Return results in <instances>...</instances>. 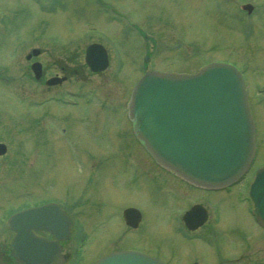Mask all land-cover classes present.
Returning <instances> with one entry per match:
<instances>
[{
    "label": "rangeland",
    "instance_id": "obj_1",
    "mask_svg": "<svg viewBox=\"0 0 264 264\" xmlns=\"http://www.w3.org/2000/svg\"><path fill=\"white\" fill-rule=\"evenodd\" d=\"M244 2L254 6L251 14L239 8ZM59 38L78 62L86 44L100 39L123 85L108 68L62 85L79 91V101L92 96L91 103L63 106L51 100L60 91H46L43 79L34 80L25 55L32 47L59 48ZM147 58L149 68L189 73L211 61L230 62L243 72L248 87L256 157L230 191L207 194V201L218 205L221 222L200 232L195 243L177 236L175 202L158 191L154 165L121 118L100 109L94 98L99 93L123 105ZM0 141L7 147L0 156L1 264H15L6 217L46 199L80 215L86 262L108 247L127 244L169 264H188L192 258L201 264H247V256L264 264V228L251 215L247 188L254 169L264 165V0H0ZM139 167L147 180L135 184L131 176ZM114 195L117 201H109ZM128 202L143 210L141 228L131 230L129 239L120 234L107 240L120 226L117 208ZM100 219L104 222L97 223ZM75 236L72 229L66 249L74 246Z\"/></svg>",
    "mask_w": 264,
    "mask_h": 264
},
{
    "label": "water",
    "instance_id": "obj_2",
    "mask_svg": "<svg viewBox=\"0 0 264 264\" xmlns=\"http://www.w3.org/2000/svg\"><path fill=\"white\" fill-rule=\"evenodd\" d=\"M241 8L251 12L253 6L244 3ZM37 53L38 49L32 50V54ZM106 59L100 44L86 47L85 60L91 69L104 68ZM31 69L35 78L41 76L40 62H33ZM129 118L155 161L195 185L215 188L236 181L254 154V122L245 83L229 63L210 62L194 73L146 71L132 90ZM5 150V144L0 143V154ZM249 194L256 219L264 226V165L256 170ZM192 211L187 212L185 220L195 227L204 220V212L192 222ZM131 213L136 223L139 214L133 208L124 211L126 218ZM7 224L15 231L10 254L17 264L63 261L57 239L66 235L68 217L55 203L17 211ZM35 228L51 231L55 239L35 235ZM1 256L0 250V260ZM95 264L164 263L139 252L114 251Z\"/></svg>",
    "mask_w": 264,
    "mask_h": 264
},
{
    "label": "flooded vegetation",
    "instance_id": "obj_3",
    "mask_svg": "<svg viewBox=\"0 0 264 264\" xmlns=\"http://www.w3.org/2000/svg\"><path fill=\"white\" fill-rule=\"evenodd\" d=\"M59 39H60V42H59V44L56 45V47H59V48H52L51 46L50 47L52 48L53 51L59 49V51L61 53L55 54L48 45L47 47L40 49L39 54L35 57H32L31 60H29V61H34V60H40L41 61L42 75H43L42 79H43V82L45 84L44 86H45L46 91H54L55 94L60 91L61 94H62V92H64L65 94L70 93L73 96L79 97V96H81L79 94V91H74V90H71L67 87L62 88V85L66 84V83L68 84L71 82L84 81V79L82 78L84 73H86L89 76H91V75L97 76V75L104 73L108 68L111 69L110 73H111V75H113V79L116 81V83L119 82L120 85H123L121 83L120 72L118 70H115V67L113 68V59L114 58H113V55H112L109 48L107 49L105 47L106 52H107V58H108V66L102 71L92 72L91 70H89L87 68V65L84 63L83 60L78 62L75 59V55L67 54L66 50H63V48H61V46L63 45V41H61V38H59ZM98 41H100V40H98ZM40 56H43V60L40 59ZM46 80H49V83L46 84L45 83ZM60 93H58V94H60ZM129 93H130V86L128 88V93H127L128 96H129ZM88 95H90V94H88ZM94 98L97 100V104H98L100 109L106 110L110 114L113 113V114H111V117L115 118L116 116H118L121 118V120L125 124V129L128 130L129 134H131L132 140L137 144V146L139 148H141V152L148 157L147 153L144 151V149L137 142V140H136V138L132 132L130 122L126 117L125 103H123V105H122L121 103L116 102V101L107 102V101H105V97L99 93H95ZM87 103L89 104L91 102H87ZM77 104H76V106H77ZM95 116L98 117L97 115H95ZM102 128L103 127L100 128V133L103 134L104 137H106V134H105L106 131H102ZM122 130H124V128ZM148 159H149V157H148ZM149 161H151V160L149 159ZM129 162L131 163V159H129ZM153 164H154L153 172L157 178L156 179L157 180L156 185H158V191H162L163 193L167 194L168 195L167 198L169 201L175 202V207H174V211L176 214L175 217L178 218V220H176V229H175L177 236L179 234L182 239H184V240L188 239L190 243H195V239L196 240L199 239V233L200 232L215 230L214 227L216 225L218 226L219 223L221 222V215H220L219 210H218L219 209L218 205L216 203H212L210 201H207L206 196L208 193L210 194L212 190H208V189H205L202 187H196V186L184 181L183 179L175 176L174 174H172L168 170L164 169L163 167L156 165L154 162H153ZM139 168L140 169L137 170L138 174L135 176L134 175L131 176V179L136 181L135 184L145 183L147 180V176L145 175L144 168L143 167H139ZM117 181H119V180H116V182ZM136 191L139 192L140 190L136 189ZM115 195L113 196V198H110L109 201H117L116 200L117 197ZM127 201H129V199ZM180 202H183L184 204H182V206H180V204H179ZM196 204L199 206L198 208H200L201 210L195 211L193 214H191L189 216V220L191 219L192 222H195L196 220H198L201 216L202 210L206 211V218H205V221L202 224H200L197 228L190 229L187 227L186 223L184 222L183 216L188 209H190L192 206H194ZM124 205L125 206H123V207L117 208L118 214H116V218L120 224L119 228H117L118 232L114 236V234L110 230V233L108 234L107 240L108 239L113 240L114 238H116V236L118 238L120 236V234H123V238L129 239V235H130L131 230H137V229L141 228V225L144 221L143 210L141 208H139L137 205L129 203V202L127 204H124ZM129 206L136 207L140 212V216H139L138 223L136 226H132L129 224V222L131 220H134L132 217V214H129L128 219H125L123 217V209L126 207H129ZM61 208H63L66 212H68L70 219H71L70 234H69V236H70L72 234V229L75 228V225L73 224V218H76L77 215L78 216H80V215L79 214H72L64 206H61ZM110 218H112V216ZM101 222H104V219H100L97 221V223H101ZM93 227H97V226H94V224H93L92 229H93ZM83 229L84 228H79L78 231L80 232ZM36 233L39 235L48 237V238L52 237L50 235V233H48L46 231H36ZM239 233L241 234L240 229H239ZM68 237L66 239L60 241L61 252L65 255V261L63 262V264H92L97 258H99L103 255H106L115 249H133V250H137V251H141V252L150 253V254H153V255L158 257V254H156V253L154 254L152 251H147L146 249H143L139 246L138 247L133 246V245L130 246V245L126 244L125 246L108 247V248H106V251L98 253L95 256V258L86 262V261H83V259H82L83 255L78 256L75 254L74 246H72V248L71 247L67 248V249L65 248L64 243L69 239ZM247 257H248L249 264H254V262H255L254 256H250V257L247 256ZM194 261H196V260H194L192 258V261H189L188 264H192ZM168 262L172 263L169 260H168ZM216 262L218 263V260H216ZM216 262L214 261V264H216ZM222 263L223 262H220L219 264H222ZM175 264H177V262ZM198 264H201V263L198 262Z\"/></svg>",
    "mask_w": 264,
    "mask_h": 264
}]
</instances>
